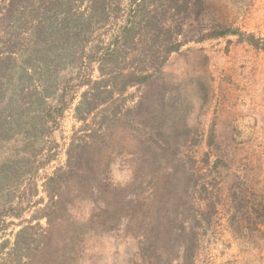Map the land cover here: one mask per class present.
I'll return each mask as SVG.
<instances>
[{
	"label": "rangeland",
	"instance_id": "rangeland-1",
	"mask_svg": "<svg viewBox=\"0 0 264 264\" xmlns=\"http://www.w3.org/2000/svg\"><path fill=\"white\" fill-rule=\"evenodd\" d=\"M11 1L0 0V163L22 160L0 169V264H264V0L146 1L144 18L158 12L155 27L142 21L137 48L159 57L168 40L182 44L124 94L122 111L140 101L152 124L137 130L143 113L113 122L111 200L92 194L68 202L73 233L64 217L47 224L45 182L64 167L72 136L98 127L104 104L85 120L74 115L87 88L78 84L97 80L98 62L87 55L101 52L129 13L123 6L105 24L94 22L81 41L85 54L61 64L43 55L42 32L30 29L41 0ZM89 4L72 0L56 13L55 28L62 18L74 28ZM45 65L51 95L41 93ZM62 94L61 115L29 154L26 115Z\"/></svg>",
	"mask_w": 264,
	"mask_h": 264
},
{
	"label": "trees",
	"instance_id": "trees-1",
	"mask_svg": "<svg viewBox=\"0 0 264 264\" xmlns=\"http://www.w3.org/2000/svg\"><path fill=\"white\" fill-rule=\"evenodd\" d=\"M71 1L41 0L42 5L34 14L35 16L32 15L33 24L30 26L32 34L42 32L38 38L40 39L39 47L42 45L43 55H46L48 58L50 56L53 59L57 58L61 60V64L72 61L73 58L77 57L78 52L79 57L85 54L83 48H80L81 41L83 37L92 32L91 29L94 28V22H97L98 25L105 24L110 18V11L113 10L114 13H117L123 6L127 9L129 15L125 21L122 20L118 24L116 33L109 37L101 52H98L100 53L99 56H97L98 53L94 52L95 49L90 54L96 56L87 55V58L90 60L96 59L98 62L100 75L97 80L92 81L88 77L79 82V86H86L87 88L82 92L80 100L74 107V115L78 120H85L86 116L93 110L98 109L102 104L104 106L100 107L95 113L96 116L94 118L98 127L96 129L95 127L92 129L87 128L88 132L86 135L79 137L72 136L66 149V163L64 167L58 168L45 182V190L47 191L49 202L45 205L43 214L47 218L49 227L54 222H58L61 217H64L68 221L70 220L72 216L67 212V203L74 204V199L76 198L87 195L91 197L92 194H97L105 200L110 199L108 198V187L110 185L105 181V175L106 168L109 167L111 162L112 153L108 150L106 143L111 135L110 130L113 122L118 120L123 122L132 114L141 116L143 113V117L136 121L137 130L146 129V124L151 123V119L145 114V109L140 101L133 107L122 111L124 109L122 106L123 96L131 86L144 84L149 81L155 72L161 69L167 54L179 49L182 44V42L168 40L167 44L163 46L161 56L159 57H156L158 52L149 56L145 48H137L134 37L141 29L142 21L145 19L148 25L155 27V15L158 10L154 11L152 17L148 19L144 18L143 8L147 0H128V3H125L124 0H89L90 4L88 13L85 14L86 16L83 13H78L73 18L71 25L74 28L68 26L67 18H62L60 21L61 27L55 28L53 23L56 13L58 15L65 6L70 5ZM13 3H15V0L11 1V5ZM43 22H46L45 27H39ZM227 32L229 30L219 32L217 35ZM58 42L62 48L59 47L52 52L51 45L55 43L58 46ZM168 44L170 45L168 46ZM49 53L50 56H48ZM64 57L67 60H64ZM45 69L47 73L46 79L43 81L41 93L51 95L52 90L48 85L53 82L50 80L54 77L50 75L52 70L48 65H45ZM28 77L29 75L26 74V82ZM63 96L64 94L60 95L59 98L55 97L56 100L58 99L56 105H48L42 99L41 102L39 101L38 107L35 110L29 111V114L26 115L27 122L33 123L32 127L28 125L25 129V135H30L33 139L31 144L28 142L29 148L27 150L30 152L29 154L36 152L34 142L36 138L44 135L47 123L55 121V117L61 115L65 106ZM21 160L22 157L21 159L17 158L12 161L8 158V160L0 163V169L3 170V173H6L8 165ZM23 160H25L24 157ZM105 200L103 201L104 204ZM105 207H108V201ZM58 208H61L63 212L57 216L56 212ZM109 211L112 214L114 210L109 209ZM69 223L73 228L72 233L77 231L75 224L71 221ZM25 229L26 227H23L17 232L15 247L18 246L19 238ZM73 237L75 242V233Z\"/></svg>",
	"mask_w": 264,
	"mask_h": 264
}]
</instances>
